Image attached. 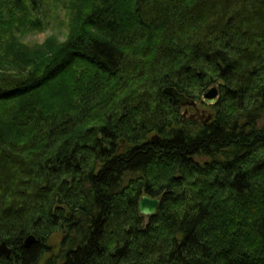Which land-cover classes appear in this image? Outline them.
I'll list each match as a JSON object with an SVG mask.
<instances>
[{
    "label": "trees",
    "instance_id": "16d2710c",
    "mask_svg": "<svg viewBox=\"0 0 264 264\" xmlns=\"http://www.w3.org/2000/svg\"><path fill=\"white\" fill-rule=\"evenodd\" d=\"M75 3L30 60L21 37L67 7L0 0V264H38L62 225L60 264H264V0ZM214 85L203 125L164 93Z\"/></svg>",
    "mask_w": 264,
    "mask_h": 264
},
{
    "label": "rangeland",
    "instance_id": "374dc122",
    "mask_svg": "<svg viewBox=\"0 0 264 264\" xmlns=\"http://www.w3.org/2000/svg\"><path fill=\"white\" fill-rule=\"evenodd\" d=\"M76 0H63L65 6L67 7L68 15H65L62 10L58 11L55 8H53L52 13L45 14V20L47 22L46 28L41 32L36 33H30L27 34L24 37H21V42L28 46L29 52H30V60H35L37 57H41V55L48 53L50 49L53 48V42L52 39L54 37L57 38L58 41H62L64 39V36L68 34V31L66 30V25L73 24L72 14L75 13L76 9L73 10V6ZM66 14V13H65ZM70 36V34H69ZM212 87H216L211 86ZM208 88V89H210ZM3 89V88H1ZM203 94H199L197 99V107L196 108H188L186 109V115L183 118L184 110H181V117L183 121H189L193 124H201L203 125L208 116L213 115V105H205L203 103ZM218 100V99H217ZM216 100V101H217ZM196 102V101H195ZM195 116L193 119H190L191 116ZM187 117V118H186ZM144 220L147 218L144 217ZM75 221H78V217H75ZM58 225V224H57ZM78 228V227H77ZM80 228H83L80 226ZM79 229V228H78ZM69 228L68 226H61V228L54 233H52L48 240L46 241L45 246L48 248V251L41 257L38 264H60L62 259V253L66 250V245H63V239L65 236L69 235ZM68 247V246H67Z\"/></svg>",
    "mask_w": 264,
    "mask_h": 264
},
{
    "label": "water",
    "instance_id": "95a60500",
    "mask_svg": "<svg viewBox=\"0 0 264 264\" xmlns=\"http://www.w3.org/2000/svg\"><path fill=\"white\" fill-rule=\"evenodd\" d=\"M164 93L167 94L168 96H170L171 98L175 99L181 108L183 109H187L188 107H192V108H196L198 103L186 98L185 96H183L182 94H179L176 90H174L173 88H167L164 90ZM203 103L205 105H213L215 104L217 98H218V89L217 87H212L210 89H207L203 95ZM186 115V111L184 112V114L182 115L183 118ZM194 116H191L190 119H193ZM211 119L210 116H208L205 120V122L207 123L209 120ZM157 139L155 138H151V142H156ZM160 205V199L159 198H150L147 196H143L139 202H138V212L140 215L145 216V217H152L155 215V213L157 212L158 208ZM35 242V238L33 236H28L24 242V246L28 247L31 244H33ZM0 253L3 254L5 257H9L10 255V249L8 248V246L6 245V243L2 242L0 243Z\"/></svg>",
    "mask_w": 264,
    "mask_h": 264
},
{
    "label": "bare ground",
    "instance_id": "6f19581e",
    "mask_svg": "<svg viewBox=\"0 0 264 264\" xmlns=\"http://www.w3.org/2000/svg\"><path fill=\"white\" fill-rule=\"evenodd\" d=\"M193 101H194V100H193ZM188 108H192V107H188ZM188 108H187V109H188ZM182 109H183V108H182ZM183 110L186 111V109H183ZM193 116H194V115H193ZM194 117H195V116H194ZM210 117H211V115H210ZM186 118H187V117H186ZM210 120H211V119H210ZM210 120H209V121H210ZM209 121H208V122H209ZM204 124H205V123H204ZM151 138H155V137H151ZM155 139H156V138H155ZM151 143H152V142H151ZM153 143H154V142H153ZM120 148H121V146H120ZM142 197H143V196H142ZM142 197H141V198H142ZM147 197H148V196H147ZM141 198H140V199H141ZM138 202H139V201H138ZM137 210H138V207H137ZM138 214H139V212H138ZM139 215H140V214H139ZM140 216H142V215H140ZM144 217H145V216H144ZM146 218H148V217H146Z\"/></svg>",
    "mask_w": 264,
    "mask_h": 264
}]
</instances>
